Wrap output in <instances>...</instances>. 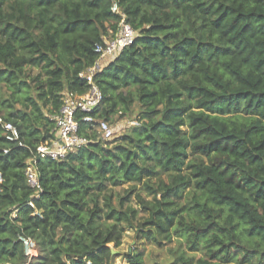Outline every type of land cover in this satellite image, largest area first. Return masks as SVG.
<instances>
[{
  "label": "trees",
  "instance_id": "1",
  "mask_svg": "<svg viewBox=\"0 0 264 264\" xmlns=\"http://www.w3.org/2000/svg\"><path fill=\"white\" fill-rule=\"evenodd\" d=\"M114 2L137 35L95 74L94 115L138 106L139 125L102 141L81 121L89 143L38 157L34 197L28 160L54 139L64 92L88 90ZM0 115L22 142L0 124V264L26 261L22 234L30 264H113L128 229L185 245L167 264H264V0H0Z\"/></svg>",
  "mask_w": 264,
  "mask_h": 264
},
{
  "label": "built area",
  "instance_id": "2",
  "mask_svg": "<svg viewBox=\"0 0 264 264\" xmlns=\"http://www.w3.org/2000/svg\"><path fill=\"white\" fill-rule=\"evenodd\" d=\"M113 12L120 16L119 29L116 35L106 39L103 43L96 44L95 51L99 54L94 65L85 69L81 76L86 79L89 88L84 93L74 91H65L63 104L57 114L54 115L55 137L50 144L42 145L37 153L28 160L26 167V177L29 186L34 189V197H39L42 191V185L38 173L37 158H52L61 160L70 152L86 146L90 139L81 133V121L95 124L100 134V138L108 141L115 138L116 128L107 120L98 119L94 115L97 108L103 100V94L95 82V74L100 71L105 60H113L127 46L131 45L137 35L136 29L127 20L125 12L117 2L113 4ZM0 124L6 130V138L9 141H20V131L15 124L4 120L0 115ZM128 125H139V121L130 119ZM3 176L0 173V191L2 190ZM30 206L39 214L33 200L29 202ZM24 252L27 257L23 264H30L33 258L39 255L36 241L25 234L20 236Z\"/></svg>",
  "mask_w": 264,
  "mask_h": 264
},
{
  "label": "rangeland",
  "instance_id": "3",
  "mask_svg": "<svg viewBox=\"0 0 264 264\" xmlns=\"http://www.w3.org/2000/svg\"><path fill=\"white\" fill-rule=\"evenodd\" d=\"M109 60H105L103 65H105ZM138 114V106L135 108V112L131 116L119 117L116 116L111 121L114 127L116 128L115 138H118L123 133L128 131L130 126L128 121L134 119ZM114 139L108 140L112 141ZM102 141H105L101 139ZM115 191L124 194L123 187L116 188ZM118 202V198L115 200ZM131 205L137 207V202L134 198L130 202ZM140 215L142 213L140 212ZM114 247V246H113ZM177 248H185V245H181L177 238L173 241H168L166 239L162 240V243H157L156 241L149 240L146 238L136 237V233L132 229H128L123 238V242L119 247H114V256L112 257L113 264H131L128 262L127 256L132 252H139L142 254L145 264H153L154 262H161L164 264L170 263L175 260Z\"/></svg>",
  "mask_w": 264,
  "mask_h": 264
}]
</instances>
